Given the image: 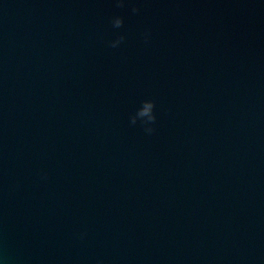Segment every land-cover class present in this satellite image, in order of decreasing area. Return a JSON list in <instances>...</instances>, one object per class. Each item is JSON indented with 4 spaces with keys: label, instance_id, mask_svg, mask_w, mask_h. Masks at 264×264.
I'll list each match as a JSON object with an SVG mask.
<instances>
[{
    "label": "water",
    "instance_id": "95a60500",
    "mask_svg": "<svg viewBox=\"0 0 264 264\" xmlns=\"http://www.w3.org/2000/svg\"><path fill=\"white\" fill-rule=\"evenodd\" d=\"M0 258L264 264V0H0Z\"/></svg>",
    "mask_w": 264,
    "mask_h": 264
},
{
    "label": "clouds",
    "instance_id": "9594fccd",
    "mask_svg": "<svg viewBox=\"0 0 264 264\" xmlns=\"http://www.w3.org/2000/svg\"><path fill=\"white\" fill-rule=\"evenodd\" d=\"M124 0H117L118 5H123ZM133 12H136L138 9L133 6ZM113 27L120 28L123 24V18L120 16H114L111 20ZM145 41H147L148 36L145 33ZM124 40V36L120 35L116 39L110 42V47L116 48L119 46L121 41ZM154 104L152 101H145L143 106L137 111L136 115L132 117V123L135 124L137 118H140L141 123L144 125L143 131L147 134H151L154 131V125L157 120L156 112L154 111ZM0 264H4L2 258H0Z\"/></svg>",
    "mask_w": 264,
    "mask_h": 264
}]
</instances>
